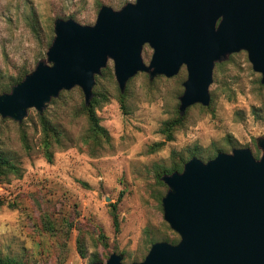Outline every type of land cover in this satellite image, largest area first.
Returning a JSON list of instances; mask_svg holds the SVG:
<instances>
[{"label":"rangeland","instance_id":"1","mask_svg":"<svg viewBox=\"0 0 264 264\" xmlns=\"http://www.w3.org/2000/svg\"><path fill=\"white\" fill-rule=\"evenodd\" d=\"M133 2L0 0V84L19 72L30 73L37 63L51 64L46 50L55 19L90 26L101 5L116 11ZM151 53L147 44L141 46L145 65ZM185 78L184 65L171 77L149 78L148 72L137 71L125 83L122 110L107 57L91 86L104 96L95 113L107 140L91 141L80 88L60 90L41 111L62 134L50 162L40 149L34 107L19 122L0 117V154L15 161L22 173L0 182V254L21 264H90L95 258L103 263L115 253L122 264H130L141 261L154 242L176 243L178 234L163 219L161 198L168 188L156 177L161 168L193 150L202 161L233 148H248L259 157L257 141L264 140V85L243 50L214 63L208 85L212 112L191 105L172 139L164 140L160 124L178 113ZM20 130L26 133L27 151Z\"/></svg>","mask_w":264,"mask_h":264},{"label":"water","instance_id":"2","mask_svg":"<svg viewBox=\"0 0 264 264\" xmlns=\"http://www.w3.org/2000/svg\"><path fill=\"white\" fill-rule=\"evenodd\" d=\"M46 50L50 65L37 63L9 92L0 94V117L20 121L27 108L42 111L60 90L78 86L88 103L93 75L112 59L119 91L137 71L171 77L184 65L178 112L209 103L215 62L240 50L264 85V0H134L119 10L101 5L93 25L57 18ZM143 44L152 53L147 65ZM254 158L248 148L190 157L180 172L160 177L163 219L179 240L150 245L130 264H264V140ZM122 264L111 253L102 262Z\"/></svg>","mask_w":264,"mask_h":264},{"label":"trees","instance_id":"3","mask_svg":"<svg viewBox=\"0 0 264 264\" xmlns=\"http://www.w3.org/2000/svg\"><path fill=\"white\" fill-rule=\"evenodd\" d=\"M25 74H26L25 71L19 72L15 76L10 77V79L7 82L0 84V94L9 92L10 88L17 82L21 81ZM126 97H127V92H126L125 86H124L123 91H119V89L117 90L116 99L118 100L120 108L122 110H124V107H125ZM103 98H104L103 95L92 92V95L88 103L85 104L83 101V104L81 105V113L84 115L85 120L88 125L87 131L90 135L91 141L95 143H99L101 141V138H104V140H107L108 138L106 130L99 124V119L95 113L96 107L99 105L101 101H103ZM198 105L201 109L212 112L211 97L209 98V103L206 106H202L200 104ZM189 108L190 106L187 107L182 114H179L178 112L174 114V116L167 118L161 122L160 127H159V132L164 136V140L172 139L173 131L182 125L185 114ZM37 116L40 122V131H41V143L42 144L40 146V149H41L44 159L47 162H50L52 158V149L54 145L55 146L59 145L62 134L59 129H57L54 125H52L49 122V120L46 119L43 113L40 112L37 114ZM19 139H20L23 149L27 151L28 145H27L26 133L24 130H20ZM214 155L215 154L211 156H207L206 159H210ZM193 156L198 157L199 151L198 150L190 151L186 157L179 156L178 159L173 160L168 166L161 168V170L156 174V177L160 179V177L164 174H170L173 171L180 172L182 170V166L184 162ZM254 158H258V157L254 156ZM9 174L15 178H19L22 173L15 161L8 159L7 157H4L0 154V182L7 180L9 177L8 176ZM158 182L161 183L159 180ZM110 215L112 218L113 228L114 230H117L118 222H117V216H116L114 207H112V209L110 210ZM76 248H77L78 254L81 257H83L82 246L78 240H77ZM92 262H98V261L95 258V259H92L90 263ZM0 264H21V262L17 260L15 257L0 254Z\"/></svg>","mask_w":264,"mask_h":264}]
</instances>
